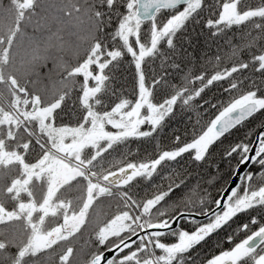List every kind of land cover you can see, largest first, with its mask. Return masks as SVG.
I'll return each instance as SVG.
<instances>
[{"label":"snow or ice","instance_id":"6c2138e0","mask_svg":"<svg viewBox=\"0 0 264 264\" xmlns=\"http://www.w3.org/2000/svg\"><path fill=\"white\" fill-rule=\"evenodd\" d=\"M38 6L47 7V12L40 15ZM205 7L204 0H120V6L118 0H53L47 6L38 0H9L0 25V264H41L42 256L56 257L55 246L86 226L92 207L105 196L118 202L114 210L96 214L91 232L95 244L82 264H185L190 259L185 256L188 251L230 224L237 214L252 206L264 207V131L257 133L255 145L240 140L223 153L229 161L239 153L231 168L240 180L224 185L214 202L205 191L195 203L187 193L182 197L187 204L164 203L174 189L183 186L178 179L146 198L137 199L124 190L134 178L152 177L159 165L175 162L186 152L202 161L214 141L264 111V77L259 86L255 76L233 78L250 64L253 71L264 74V48L247 59L240 51L251 49L261 33L240 44L226 37L231 48L228 55L238 56V61L211 74L192 75L185 69L184 83H171V94L154 102V89L167 83V74L156 75L149 84L143 62L158 55L162 64L166 62L169 57L163 56L161 45L175 50L177 32L194 17L198 21ZM162 10L167 15L160 20ZM146 21L150 26L142 33ZM249 21L252 28L264 30V0L255 6L217 0L203 23L218 36ZM69 25L77 48L72 63L63 60L68 43L64 30ZM29 26L32 32L27 31ZM125 56L135 65L138 91L134 99L115 88ZM49 59L63 72L51 90L37 87L36 78H29ZM171 67L180 65L173 62ZM225 77L230 80L227 91L241 88L244 79L248 87L223 103L191 139L182 141L176 135L174 143L163 148L157 141V151L150 158L97 166L106 150L126 138L155 136L178 99L188 105L207 85ZM189 81L200 83L189 87ZM144 124L147 127H141ZM245 164H256L259 171L240 172ZM257 177L259 182L253 183ZM224 188H230L226 195ZM205 200L212 206L205 207ZM194 212L206 220H196ZM182 219L194 227L181 226ZM250 221L258 226L249 231V220L240 223L236 231L247 234L239 239L226 234L230 247H222L201 264H264V216L251 215ZM73 252L71 244L62 249L58 264H71Z\"/></svg>","mask_w":264,"mask_h":264},{"label":"trees","instance_id":"16d2710c","mask_svg":"<svg viewBox=\"0 0 264 264\" xmlns=\"http://www.w3.org/2000/svg\"><path fill=\"white\" fill-rule=\"evenodd\" d=\"M53 0H38L39 5L47 6L52 3ZM242 5L255 6L259 3V0H239ZM206 7L200 11L199 20L193 18L187 22V25L179 30L176 34L177 47L175 50L167 47L166 43L161 45V52L163 56L169 57V59L162 64V57L160 55L156 57H149L143 62L142 67L145 72L147 82L150 84L151 79H154L156 75L167 74L164 80L158 84L153 92L154 102H159L164 99L166 95L171 94V83L183 84V73L185 69H190L192 75L198 74L200 71H204L207 74H211L217 67L223 68L230 66L232 61H238V56H230L228 53L231 51L230 44L226 41V37H231L232 44H240L246 40L256 36L257 33H261L258 39L255 40L251 49L245 47L242 48L241 54L245 59L249 54H255L259 49L264 48V30L252 28L253 21L241 26H233L225 33L218 36H213L211 30L207 28L203 20L216 8L217 0H204ZM9 0H0V25H2L6 19L3 9L7 8ZM118 6H120V0H118ZM37 12L43 15L47 12V7L38 6ZM167 10H162L158 18L163 20L166 18ZM149 22H144L142 25L143 30L148 29ZM249 29L251 34L249 35ZM34 29L29 26L28 32H32ZM65 40L68 42L67 46L63 50V60L69 63L74 62L77 59L76 48V36L71 34L74 29L71 25L65 28ZM239 33V35H234ZM26 39V38H25ZM105 39H108L106 36ZM53 55L59 57V53L53 50ZM219 55L221 59L215 60L214 57ZM180 65L178 69L171 67L172 63ZM254 65H249L248 68L242 72L238 71L234 74L235 79H241L242 77H248L251 79L256 77V84L259 86L264 74L259 71H253ZM63 74L62 69L58 63L54 65V61L49 59L45 65H39L37 70L32 74L30 79L35 77L37 80V87L43 85L47 90H51L54 86H58L59 77ZM248 79H244L241 88L234 89L232 91L226 90V85L230 82L229 78L225 77L219 81H213L212 84L207 85L202 90L201 95L198 98L185 105L181 100H177L174 104V110L168 114L165 118L163 126L157 130L155 136L152 137H129L123 142L115 144L111 150H106V154H102V160L97 161V166L103 164V167L108 168L109 165L117 164L119 161L127 162L128 160H137L150 158L157 151V141L159 146L163 148L174 143L173 137L179 135L181 140L191 139L194 134L198 133L211 116L219 110V107L223 103H226L230 97H234L239 94L241 89L248 87ZM115 88L121 89L124 95L134 99L138 91L135 65L131 62L130 56H125L120 66L117 79L114 81ZM200 81H189L188 86H199ZM204 100L203 105L200 101ZM72 98L68 103L71 104ZM264 123V111H258L252 116L246 118V120L238 125L233 126L228 132L218 138L210 146V150L207 156L202 161H195L191 156V152L181 154V156L175 162L162 163L158 166V171L153 174L152 177H140L134 178L133 182L129 186L124 188L125 191H130L137 199L146 198L148 195L154 193L162 186H166L169 180H181L183 181L182 187H177L167 197L168 201H174L177 203L187 204V200H183L182 197L187 193L195 198L202 195L205 191L214 202L215 197L220 195V189L227 184L231 174V164H234L237 160L239 153L233 154L229 161L223 155L227 148L240 140H244L252 144L255 138V134L259 127ZM112 129V126H108ZM141 127H147V124ZM35 153L33 152V155ZM248 170L259 171V167L256 164L248 165ZM167 174V175H166ZM259 178H254L253 183H258ZM195 186V190L193 187ZM115 191V189H114ZM242 192L243 189L241 188ZM73 196L77 195L75 191L71 192ZM118 202L116 197L105 196L99 199L92 207V211L89 216V223L82 227L77 234H73L70 238L58 243L53 251L57 254L56 257L51 255L42 256L41 264H58V255L62 249L71 244L74 252L71 256V264H82L83 258L93 250L95 244L94 238L91 236L93 230V220L96 214H103L115 209ZM111 206V207H110ZM205 207H211V203L208 200L204 202ZM199 209V205H197ZM195 213V212H194ZM251 215L264 216V207L252 206L251 210L243 211L236 215L230 224L222 227L220 230L210 234L203 242L198 243L185 256L190 257L186 259L185 264H201L203 259L208 258L210 255L221 250L222 247H230V243L225 239V235L232 233L236 239L242 238L247 232L240 230L236 231L237 226L243 223L245 220H249V231L253 230L258 224L250 221ZM206 220V219H204ZM198 220V221H204ZM181 226L191 230L194 225L187 219L180 220ZM171 239V237H166Z\"/></svg>","mask_w":264,"mask_h":264},{"label":"water","instance_id":"95a60500","mask_svg":"<svg viewBox=\"0 0 264 264\" xmlns=\"http://www.w3.org/2000/svg\"><path fill=\"white\" fill-rule=\"evenodd\" d=\"M259 131H264V127H261V126L259 127V129L257 130V132L255 134V138H254V141L252 142V145H255V143L257 142V133ZM251 151H254V147L251 149ZM247 167H248V164L242 165L239 168V171L243 172L245 170V168H247ZM239 180H240V176L238 174L234 175L233 172H232V174H231V176H230V178H229V180H228L226 185H229V186L234 185ZM229 190H230V188H224L223 189V194L226 195L227 191H229ZM193 215L195 216L196 220H204V219H206V217L204 215H198L197 213H193ZM182 217H183V214H182ZM178 222H180V220ZM106 252H107V254H111L110 250H106Z\"/></svg>","mask_w":264,"mask_h":264},{"label":"flooded vegetation","instance_id":"af4514ba","mask_svg":"<svg viewBox=\"0 0 264 264\" xmlns=\"http://www.w3.org/2000/svg\"><path fill=\"white\" fill-rule=\"evenodd\" d=\"M31 155H33V153H31Z\"/></svg>","mask_w":264,"mask_h":264}]
</instances>
